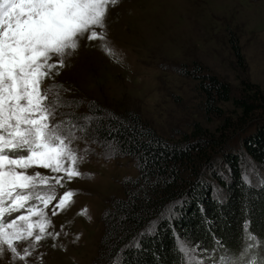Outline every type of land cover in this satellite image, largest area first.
Returning a JSON list of instances; mask_svg holds the SVG:
<instances>
[{
	"label": "rangeland",
	"instance_id": "374dc122",
	"mask_svg": "<svg viewBox=\"0 0 264 264\" xmlns=\"http://www.w3.org/2000/svg\"><path fill=\"white\" fill-rule=\"evenodd\" d=\"M195 63L235 93L245 81L264 93V0H0V264H91L105 209L139 174L134 159L65 137L60 108L96 102L165 139L212 131L184 74ZM178 245L186 264L263 263L256 239L216 258Z\"/></svg>",
	"mask_w": 264,
	"mask_h": 264
},
{
	"label": "trees",
	"instance_id": "16d2710c",
	"mask_svg": "<svg viewBox=\"0 0 264 264\" xmlns=\"http://www.w3.org/2000/svg\"><path fill=\"white\" fill-rule=\"evenodd\" d=\"M193 68L184 74L196 79L206 114L219 120L212 131L195 123L178 140L165 139L132 113L96 102L69 99L60 108L65 137L82 135L134 159L139 170L123 181L125 197L105 209L91 264H186L181 241L213 258L248 253L252 239L264 242V93L249 81L235 93L216 75L199 73V64Z\"/></svg>",
	"mask_w": 264,
	"mask_h": 264
}]
</instances>
